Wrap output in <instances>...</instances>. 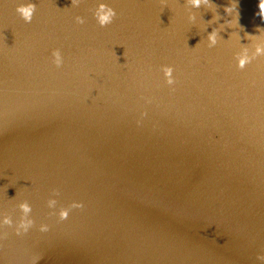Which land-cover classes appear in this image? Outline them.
Masks as SVG:
<instances>
[{"label": "water", "instance_id": "95a60500", "mask_svg": "<svg viewBox=\"0 0 264 264\" xmlns=\"http://www.w3.org/2000/svg\"><path fill=\"white\" fill-rule=\"evenodd\" d=\"M210 2L0 0V264H264V20Z\"/></svg>", "mask_w": 264, "mask_h": 264}, {"label": "clouds", "instance_id": "9594fccd", "mask_svg": "<svg viewBox=\"0 0 264 264\" xmlns=\"http://www.w3.org/2000/svg\"><path fill=\"white\" fill-rule=\"evenodd\" d=\"M79 4V0H71V5L72 6H77ZM187 5L190 6L191 8L195 9H200L202 6L205 7H211V2L210 0H187ZM258 13L257 15L264 20V0H259L258 3ZM233 10L232 6L225 7L224 12L230 13ZM36 11V5L29 3L26 5H20L16 8L17 14L20 16V18L25 22V23H31L33 19V15ZM239 15V13H238ZM95 19L100 27H106L109 24L113 22V19L116 16V12L113 8L105 5V4H100L95 13H94ZM77 24H83L84 19L82 17L77 16L75 18ZM190 21L195 20V16H189ZM259 29H257L258 31ZM219 33L213 29L207 36L208 40V46L209 48H212L216 46L217 44V38H218ZM258 56H264V46H257L255 48V52L249 56L247 54V50H245V53L243 55H237L236 60H237V67L241 70H243L246 65H248L251 60L255 59ZM53 57V64L57 67L60 68L63 64L62 56L60 51L57 49L52 53ZM164 78L166 83L171 86L175 83L173 79V71L174 69L170 66H165L162 68ZM55 204V201H50L49 206H53ZM71 209H79L82 208L83 205L79 203H73L71 204ZM20 209L23 212V216L21 217V220L17 226V231L16 234L20 235L21 232L27 233L29 228H31L34 224V221L32 219H29V215L32 211L31 206L27 203H21L20 204ZM69 217V210L68 209H61L59 212V220L64 221L67 220ZM3 223L7 225L8 227H11L13 222L9 218H5ZM48 226L47 225H41L39 231L41 232H47ZM258 260L264 261V256H259L257 257Z\"/></svg>", "mask_w": 264, "mask_h": 264}]
</instances>
